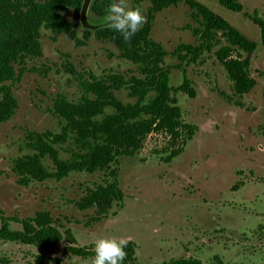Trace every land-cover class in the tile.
<instances>
[{"label": "rangeland", "instance_id": "1", "mask_svg": "<svg viewBox=\"0 0 264 264\" xmlns=\"http://www.w3.org/2000/svg\"><path fill=\"white\" fill-rule=\"evenodd\" d=\"M226 19L258 44L252 58V77L258 81L249 94L237 95L234 84L215 52L199 50L182 62L180 45L201 41L194 35L202 30L201 19L181 3L156 15L152 38L167 55L162 65L170 84L179 87L183 71L193 83L196 97L175 95L183 123L194 127L173 139L154 131L143 139L135 157L119 159V184L125 199L115 205L108 218L94 223L95 210L80 211L76 202L107 180L108 171L72 173L62 181L48 180L22 187L12 172L13 161L32 154L27 147L29 133L60 134L63 121L54 115L53 103L62 96L77 102L83 94L79 81L91 76L106 80L120 76L126 81L143 79L142 68L120 57L116 46L94 36L81 46L68 34L41 30L44 56L28 60V71L13 87L19 102L16 115L0 126V209L6 216L28 218L48 211L62 226L72 230L80 247H95L98 239L123 238L136 244L139 264H161L178 259L202 264H264V48L261 33L252 17L264 19V0H241L237 14L219 0H197ZM132 8L130 0H126ZM150 4H143L146 14ZM64 17L79 22L71 9ZM93 22H102L89 11ZM84 41L83 28L76 27ZM222 44L226 45L224 40ZM246 57L245 53H242ZM71 64L75 75L65 66ZM124 104H134L129 88L115 92ZM155 97L150 92L147 102ZM62 159H69L71 144L58 147ZM174 152L178 155L168 162ZM45 166L54 170L53 162ZM1 225V222H0ZM13 230H21L11 223ZM60 243L47 252L35 247L0 241V257L9 264H91L64 252Z\"/></svg>", "mask_w": 264, "mask_h": 264}, {"label": "trees", "instance_id": "2", "mask_svg": "<svg viewBox=\"0 0 264 264\" xmlns=\"http://www.w3.org/2000/svg\"><path fill=\"white\" fill-rule=\"evenodd\" d=\"M132 8L149 3L146 23L141 30L125 42L120 33L111 28L95 32L83 29L84 41L77 38L76 27H81L80 11L84 0H0V126L9 122L17 113L19 102L13 87L21 83L27 73L28 60L41 59L44 56L41 43V30H50L55 35L68 34L81 46L94 36L104 42H110L120 52V57L139 65L143 79L126 81L120 76L106 80L91 76L81 80L83 94L79 101L72 102L65 97H58L53 103V113L64 125L60 134L52 132L29 133L26 137L27 147L32 154L20 156L13 161L12 172L17 183L29 187L32 183L48 180L62 181L72 173H96L108 171L107 180L90 190L86 196L76 202L80 211L95 210L94 223L108 218L115 205L123 207L125 195L119 184V165L123 157H135L140 151L143 139L154 131H164L173 139L180 137L181 131L187 129L190 137L194 127L183 123L182 110L175 95L179 92L196 97L193 83L184 70V81L179 87L170 84V78L162 67L167 52L161 43L152 38L153 23L156 15L172 6L187 4L193 16L201 19V28L194 32L201 45L182 44L178 48V58L184 62L199 50L215 52L234 84L237 95L249 94L258 81L252 77V58L258 44L211 8L197 0H130ZM227 10L240 14L244 7L241 0H219ZM112 0H94L91 11L98 20L108 17L107 8ZM74 10L79 22L75 24L65 19L64 14ZM252 21L260 29L261 44L264 48V19L257 13ZM224 40L226 45L222 44ZM242 53L246 54L243 57ZM65 69L75 75L71 64ZM129 88L134 104H124L115 95L116 91ZM150 92L155 97L147 102ZM65 144H71L69 159H62L60 150ZM178 155L172 153L166 160L172 161ZM49 158L54 165L50 171L45 166ZM0 172V176H2ZM0 241L32 246L41 252H47L60 243L69 245L64 252L72 256L88 259L94 257L93 248L78 246L72 230L65 228L53 218L48 211L37 212L35 216L20 218L8 217L0 209ZM21 225V230H13L11 223ZM136 244L127 242L126 259L122 264H139ZM0 264H9L0 257ZM161 264H202L199 260L178 259Z\"/></svg>", "mask_w": 264, "mask_h": 264}, {"label": "clouds", "instance_id": "3", "mask_svg": "<svg viewBox=\"0 0 264 264\" xmlns=\"http://www.w3.org/2000/svg\"><path fill=\"white\" fill-rule=\"evenodd\" d=\"M109 27L120 33L125 42H129L146 23V17L139 7L129 8L126 0H115L107 8ZM127 241L123 238L117 240L98 239L93 249L95 255L91 264H122L126 259Z\"/></svg>", "mask_w": 264, "mask_h": 264}, {"label": "water", "instance_id": "4", "mask_svg": "<svg viewBox=\"0 0 264 264\" xmlns=\"http://www.w3.org/2000/svg\"><path fill=\"white\" fill-rule=\"evenodd\" d=\"M93 1L94 0H84V2L82 4L81 11H80L81 27L84 30L91 31V32L110 28L109 27L110 21H109L108 17L106 18V20H104L102 22H93L90 20L89 11L91 9V5H92ZM113 2H115V0H112V3Z\"/></svg>", "mask_w": 264, "mask_h": 264}]
</instances>
